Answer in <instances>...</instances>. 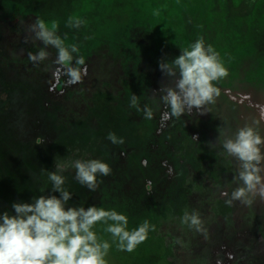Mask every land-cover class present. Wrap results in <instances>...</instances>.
Here are the masks:
<instances>
[{"label": "rangeland", "instance_id": "obj_1", "mask_svg": "<svg viewBox=\"0 0 264 264\" xmlns=\"http://www.w3.org/2000/svg\"><path fill=\"white\" fill-rule=\"evenodd\" d=\"M77 19L84 23L72 27ZM36 20L56 23L65 46H77L70 66L82 70L79 82H69L51 46L46 60L29 58L45 48L31 30ZM235 23L223 0H0V212L47 195L55 158L98 159L112 171L97 176L95 191L74 169L63 173L68 206L115 209L130 230L154 226L132 252L112 244L107 264H264V199L229 206L221 195L239 181L238 161L220 145L264 108V26ZM199 38L228 70L214 82L220 95L208 113L162 121L159 90L174 79L158 64ZM132 94L153 119L129 107ZM110 132L124 143L112 144ZM186 211L199 214L201 231L181 223ZM95 230L111 243L102 225Z\"/></svg>", "mask_w": 264, "mask_h": 264}, {"label": "clouds", "instance_id": "obj_2", "mask_svg": "<svg viewBox=\"0 0 264 264\" xmlns=\"http://www.w3.org/2000/svg\"><path fill=\"white\" fill-rule=\"evenodd\" d=\"M83 23L80 19L70 21L75 28ZM57 27L56 23L49 26L43 20L33 23L31 30L45 48L35 55L30 54L29 58L44 61L48 57L45 49L48 46L55 48L57 63L69 66V82L77 83L82 78V70L70 65L78 48L76 45L66 47L64 40L56 34ZM218 57L215 49L199 38L183 49L178 57L159 62L160 71L174 79L173 87L159 90V102L167 109L161 114L162 121L181 118L193 109L200 115L208 113L207 105L215 103V98L220 95L214 82L228 76L227 68ZM76 63L83 65L84 60L81 58ZM129 107L143 111L144 119H153L152 108L145 105L141 109L136 95L132 94ZM261 122H264V108H261L258 120L238 128L220 145L222 154L238 161L237 175L233 180L239 181V185L230 194L221 192L222 196L228 197L226 205L230 206L234 201L251 205L257 195L264 199V135L259 131ZM107 139L112 144L124 143L123 138L111 132ZM37 140V144L42 142V138ZM54 166V171L47 172L51 184L47 195L33 197L31 202H14L11 212H0V264H107L105 257L112 244L120 251L132 252L148 238L149 231L154 230L147 220L130 230L128 217L115 209L68 206L72 193L65 187L63 173L69 168L74 169L75 180L92 192L98 186V175L107 177L111 174L112 169L107 163L98 159H76L65 163L63 159L57 162L55 158ZM41 192L45 193V190L41 189ZM181 223L190 229L202 230V221L196 211H186ZM97 225H102L103 231L110 234L111 243L97 235Z\"/></svg>", "mask_w": 264, "mask_h": 264}, {"label": "flooded vegetation", "instance_id": "obj_3", "mask_svg": "<svg viewBox=\"0 0 264 264\" xmlns=\"http://www.w3.org/2000/svg\"><path fill=\"white\" fill-rule=\"evenodd\" d=\"M234 1L223 0L225 3V15L229 19L235 21V24L239 23L240 27L244 24H250L249 27L254 29H258L260 25L264 26V24L259 23L260 19L264 17V13L257 15L264 0H236L237 3Z\"/></svg>", "mask_w": 264, "mask_h": 264}]
</instances>
